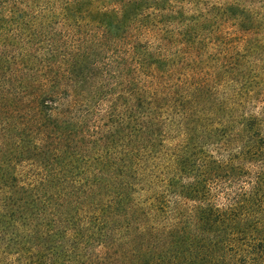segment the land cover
<instances>
[{
    "label": "trees",
    "instance_id": "1",
    "mask_svg": "<svg viewBox=\"0 0 264 264\" xmlns=\"http://www.w3.org/2000/svg\"><path fill=\"white\" fill-rule=\"evenodd\" d=\"M0 264H264V0H0Z\"/></svg>",
    "mask_w": 264,
    "mask_h": 264
}]
</instances>
